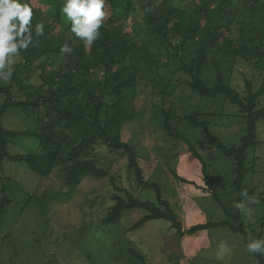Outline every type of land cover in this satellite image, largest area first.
<instances>
[{
	"label": "trees",
	"instance_id": "1",
	"mask_svg": "<svg viewBox=\"0 0 264 264\" xmlns=\"http://www.w3.org/2000/svg\"><path fill=\"white\" fill-rule=\"evenodd\" d=\"M27 2L33 8V24L42 20L45 34L34 41L35 46L19 53L20 62L27 67L37 65L41 72L37 84H25L16 78L12 84H0V93L5 97L0 106V168L6 162L16 163L42 178H50L57 171L69 190L67 198L87 177L109 178L115 194L111 197L114 205L103 220L108 225L117 223L124 212L140 209L146 215L129 231L150 221L163 220L181 237L228 227L233 233L242 234L248 243L251 238L239 210L230 220L184 229L161 188L144 178L137 151L123 141L122 132L137 117L136 101L141 89L150 87L153 95L160 97L155 106L163 116V131L170 139L185 142L189 152L203 162L197 149L174 125V120L179 119L191 127L204 129L208 144L235 160L234 187L240 202V193L245 190L247 151L259 145L256 124L264 118V108L257 110L264 95V0H243L242 9L235 0H106L109 14L100 29V38L88 50L74 38L71 22L61 13L63 0H36V5L32 0ZM134 17L137 18L131 30H125ZM64 44L73 49L70 54H61ZM190 44L197 46L189 60ZM211 49L251 64L263 76L260 90L254 92L252 82L247 79L246 95L242 96L225 83L220 66L215 64L217 82L213 87L208 86L203 72ZM56 59L61 60L60 67L49 71ZM180 86L205 98L224 95L236 105L248 126L241 145L227 147L213 136L207 117L215 114L177 115L171 99ZM11 109H20L28 115L35 113L36 128L21 132L7 130L4 119ZM23 137L35 139L39 150L12 154L9 145ZM101 144L113 153L127 156L128 169L138 184L143 189L155 190V202L136 199L127 189L116 185L109 171L99 167L93 151ZM207 185L205 190L220 202L208 181ZM254 193V189L248 192L252 196ZM49 197L45 196L44 213ZM55 198L60 200L58 196ZM10 204L7 197L0 202V226ZM130 252L147 264L140 254ZM254 255L262 264L263 256Z\"/></svg>",
	"mask_w": 264,
	"mask_h": 264
},
{
	"label": "rangeland",
	"instance_id": "2",
	"mask_svg": "<svg viewBox=\"0 0 264 264\" xmlns=\"http://www.w3.org/2000/svg\"><path fill=\"white\" fill-rule=\"evenodd\" d=\"M32 1L36 5V0ZM235 2L242 9L243 0ZM136 18L125 30H131ZM196 46L190 44L189 60L194 57ZM20 59L18 56L16 64L11 66V79L7 82L0 80V84H12L14 78L23 80L25 84L39 82L41 71L37 70V65L27 67ZM60 62L56 59L48 70H56ZM214 64L220 66L225 83L242 96L246 95L247 79L252 82L254 92L260 90L261 73L247 61L217 49L209 51L203 72L208 86L213 87L217 82ZM4 100L0 93V106ZM159 100L160 97L154 96L150 87L141 89L136 101L137 117L122 132L123 141L137 151L144 178L161 188L164 199L171 204L184 229L230 220L238 212L234 207L238 202L234 187L235 160L211 147L204 129L191 127L179 119L174 120V125L197 149L203 162L189 152L185 142L170 139L163 131V116L155 106ZM171 100L180 117L194 112L215 114L207 117L210 131L227 147H239L247 134L246 119L224 95L205 98L180 86ZM263 108L264 95L259 99L257 110ZM34 115L33 112L28 115L20 109H11L4 119L5 128L12 132L33 130L37 126ZM256 125L259 145L247 151L244 189L248 192L254 189V195L249 197L259 203L249 205L251 221H246L244 214L242 216L250 238L264 239V228H261L264 221V118ZM37 150L38 142L32 138H19L9 145L12 154ZM93 156L99 161V167L115 178L118 187L127 189L140 201L157 200L155 190L143 189L134 173L129 171L126 155L113 153L101 144L96 146ZM207 181L219 195L220 202L205 190ZM68 192L63 177L57 171L50 178H42L28 167L16 163L6 162L0 168V202L4 197L11 200L0 226V264H143L131 250L144 257L147 264H260V260L246 250L244 236L233 233L228 227L181 237L170 223L154 220L129 231L146 215L140 209L124 212L117 223H103L114 205L111 197L115 191L109 178L87 177L69 198ZM45 196H50L51 200L47 202L44 213ZM221 241L229 246V252L223 259L217 255Z\"/></svg>",
	"mask_w": 264,
	"mask_h": 264
},
{
	"label": "clouds",
	"instance_id": "3",
	"mask_svg": "<svg viewBox=\"0 0 264 264\" xmlns=\"http://www.w3.org/2000/svg\"><path fill=\"white\" fill-rule=\"evenodd\" d=\"M105 5L106 0H63L60 11L71 22L70 31L83 43L85 50L90 49L101 36L100 29L108 16ZM33 18V8L27 0H0V80L4 82L11 79V66L16 64L19 53L35 46L34 41L45 34L44 22L38 20L33 24ZM72 51L68 44L60 49L61 54ZM240 195L242 200L234 207L245 215L246 221H251L249 205L259 201L249 197L247 190H242ZM218 248V258L223 259L229 252V246L221 241ZM245 248L249 253L264 256V239H250Z\"/></svg>",
	"mask_w": 264,
	"mask_h": 264
}]
</instances>
